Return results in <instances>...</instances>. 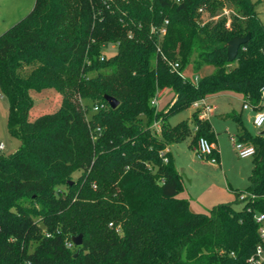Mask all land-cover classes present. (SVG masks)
<instances>
[{
	"label": "trees",
	"instance_id": "1",
	"mask_svg": "<svg viewBox=\"0 0 264 264\" xmlns=\"http://www.w3.org/2000/svg\"><path fill=\"white\" fill-rule=\"evenodd\" d=\"M226 3L229 25L225 15L200 19ZM162 27L161 38L152 33ZM247 34L229 63L227 43ZM110 44L118 52L106 57ZM191 64L213 72L197 83L183 79ZM263 86L264 24L251 0H36L0 35V93L9 133L21 141L14 153H0V264H249L261 243L264 134L252 136L241 114H228L239 125L237 142L255 148L253 169L245 190L208 212L179 197L184 176L171 152L166 163L160 153L185 139L190 123L193 148L201 137L216 142L197 111L170 124L195 101L236 94L255 108ZM46 89L62 104L32 119L31 92ZM160 89L171 98L156 111ZM155 119L160 136L150 128ZM78 235L82 245L67 248Z\"/></svg>",
	"mask_w": 264,
	"mask_h": 264
},
{
	"label": "rangeland",
	"instance_id": "2",
	"mask_svg": "<svg viewBox=\"0 0 264 264\" xmlns=\"http://www.w3.org/2000/svg\"><path fill=\"white\" fill-rule=\"evenodd\" d=\"M36 0H0V35L6 32L9 28L15 25L17 22L26 17L34 8ZM256 12L264 24V0H251ZM232 8L229 3H226L223 8H219L215 16L211 17L208 13H201L200 19L202 21H217L222 18L223 15L229 18L230 24L232 18ZM229 12V15H226ZM118 52L116 44H110L107 48L103 49V54L106 57H112ZM236 64V63H235ZM234 64V65H235ZM213 72V67L207 66L196 70L193 64L188 65L182 72L185 79L195 82V77L201 78ZM31 98L34 102L33 109L31 111V118L35 119L43 114H50L56 112L63 101V97L60 93L46 89L40 92L32 91ZM167 99V97H166ZM166 99L161 101V107L166 105ZM216 109L210 114L209 121L211 123L213 132L216 136V145L220 154V171H216L212 163L204 161V171H199V167L194 162L197 160L193 150L191 149V143L193 141V125H191V133L183 140L170 145V148L175 156L176 167L181 174L187 176L190 183L186 180L183 191L179 194L181 197L185 192L189 190L192 197V207L194 211L208 212L213 206L217 204H210V196L216 191L217 188H222L228 193V200L231 202L235 199L234 191H243L249 185V176L253 169V157L240 158L235 149L234 142L238 141L237 129L238 123L227 117L229 113L236 112L241 114V119L246 130L252 135L256 136L261 132V129L256 128L252 122V116L248 111L242 110V101L235 95L220 94L210 98ZM88 103L89 101L84 100ZM174 101H172L167 108H170ZM167 110V109H166ZM193 113L192 107L184 110L177 115H174L169 119L171 125L178 124L181 121H191ZM206 120V119H204ZM8 101L0 93V144L4 145V149L0 151L1 154L9 155L18 150L21 141L11 136L8 130ZM182 126L178 129V131ZM199 139V138H198ZM194 146H197V141ZM211 142V141H210ZM214 143V142H211ZM194 147V148H195ZM215 147V152L217 153ZM198 161V160H197ZM219 162V161H218ZM219 165V163H217ZM189 195V194H188ZM191 202V201H190ZM196 203V205L194 204ZM193 205L195 208H193ZM243 204H234L236 210H240Z\"/></svg>",
	"mask_w": 264,
	"mask_h": 264
},
{
	"label": "built area",
	"instance_id": "3",
	"mask_svg": "<svg viewBox=\"0 0 264 264\" xmlns=\"http://www.w3.org/2000/svg\"><path fill=\"white\" fill-rule=\"evenodd\" d=\"M203 10L200 9V12ZM229 12H226V15H229ZM167 24V21L165 22ZM229 25V23H228ZM152 33H156L159 38H161L166 33L165 27H162L158 31L152 29ZM158 50H160L158 48ZM171 68L174 71L178 72V69L180 68V64L178 62L172 63ZM181 77L183 79L184 76L182 72H179ZM198 77H195V83L198 81ZM164 90L166 89H160L158 90L155 95L153 96L151 100V105L156 109V111L159 110V101L162 97ZM97 108L95 107V110ZM192 109L194 111L198 112V117L200 120L209 119L210 114L216 109L215 106L209 101L208 97L201 98L197 101H195L192 104ZM243 109H251L254 110L255 114L253 117V125L256 128L263 129L264 128V86L261 89V104L259 107H253L248 103H244ZM152 132L160 136L162 132V120L161 119H155L152 125L150 126ZM235 149L238 153V156L240 158L246 159L251 158L255 155V148L251 145H246L241 142H234ZM4 145L0 144V151L4 149ZM195 156L197 159L201 161H208L212 164H217L218 159L214 155L215 152V146L213 143H211L208 139L201 137L197 141V146L194 148ZM170 147H166L164 150L161 151L160 156L163 158L164 162L166 163L168 159L166 158V154L170 153ZM255 221L259 225V234L261 243L256 247L255 253L250 257L249 264H264V214L260 213L255 215ZM65 246L67 248H72L75 246L73 244V241H67L65 242ZM21 264H31L29 260H26L22 262Z\"/></svg>",
	"mask_w": 264,
	"mask_h": 264
},
{
	"label": "crops",
	"instance_id": "4",
	"mask_svg": "<svg viewBox=\"0 0 264 264\" xmlns=\"http://www.w3.org/2000/svg\"><path fill=\"white\" fill-rule=\"evenodd\" d=\"M230 95H235L238 99H240L241 101H242V110H245V109H243V105H244V101H243V99H242V96H240V95H236V94H230ZM164 97H165V99H166V97H167V99H166V104H167V102H169V100H170V98H171V94L167 91V90H164V93H163V95H162V97L160 98V101H159V108H162L161 107V101L164 99ZM212 96H210V97H208V99H209V101L211 102V100H210V98H211ZM212 103V102H211ZM213 104V103H212ZM214 105V104H213ZM216 108V107H215ZM245 111H248V113L252 116V122H253V117H254V114H255V112H254V110H251V109H247V110H245ZM193 112H194V109H193ZM241 115H242V112H241ZM264 130V128L263 129H261V132ZM260 132V133H261ZM259 133V134H260ZM214 144V146L217 148V145H216V142L215 143H213ZM191 149L193 150V153H194V155H195V151H194V148L192 147V145H191ZM170 151H171V153H172V155L174 156V154H173V152H172V150H171V148H170ZM217 153H218V163H219V165L218 164H212L211 165V168L213 167L214 169H216V171L218 170V171H220L221 170V168H220V166H221V164H220V154H219V152H218V148H217ZM196 157V156H195ZM174 158H175V156H174ZM197 159V158H196ZM198 160V161H197ZM197 160H194V162L197 164V166L199 167V171H204V161H201V160H199V159H197ZM175 163H176V161H175ZM177 168V167H176ZM178 169V168H177ZM179 171V170H178ZM180 173H181V171H179ZM183 175V174H182ZM184 176V175H183ZM184 179H186L187 181L189 180L188 178H187V176H184ZM185 180V181H186ZM189 183H190V180L188 181ZM186 184V183H185ZM188 192H185V194H183L180 198H184V199H187L188 201H189V203H190V206L192 207V197H191V194H190V192H189V190H187ZM189 194V195H188ZM229 198H228V193H226L222 188H217L216 189V191L210 196V201L209 202H211L210 204H212V205H214V204H217V203H219V202H226V200H228ZM191 201V202H190ZM195 205H196V203H194ZM197 206V205H196ZM193 208H195L194 207V205H193ZM194 211V210H193ZM195 212H202V211H195Z\"/></svg>",
	"mask_w": 264,
	"mask_h": 264
},
{
	"label": "water",
	"instance_id": "5",
	"mask_svg": "<svg viewBox=\"0 0 264 264\" xmlns=\"http://www.w3.org/2000/svg\"><path fill=\"white\" fill-rule=\"evenodd\" d=\"M249 39H250V35L247 34L244 37H238V36L234 37L227 43V61L229 63H232L237 59L241 46L246 44L249 41ZM105 100L107 101V103L109 104L111 108H116L119 104V102L111 96H105ZM260 134L263 135L264 130ZM72 241L76 247L81 246L82 245V235L74 236L72 238ZM77 255H78V252L74 254V257H77Z\"/></svg>",
	"mask_w": 264,
	"mask_h": 264
}]
</instances>
